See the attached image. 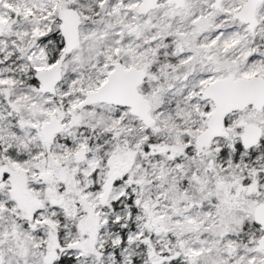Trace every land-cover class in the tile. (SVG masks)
Returning <instances> with one entry per match:
<instances>
[{"label": "snow or ice", "instance_id": "obj_1", "mask_svg": "<svg viewBox=\"0 0 264 264\" xmlns=\"http://www.w3.org/2000/svg\"><path fill=\"white\" fill-rule=\"evenodd\" d=\"M0 264H264V0H0Z\"/></svg>", "mask_w": 264, "mask_h": 264}]
</instances>
